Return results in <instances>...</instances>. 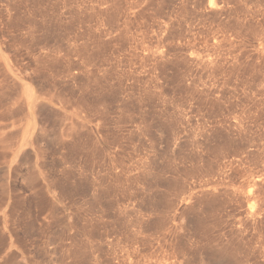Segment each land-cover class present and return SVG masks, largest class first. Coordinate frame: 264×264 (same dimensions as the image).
Wrapping results in <instances>:
<instances>
[{
  "label": "rangeland",
  "instance_id": "rangeland-1",
  "mask_svg": "<svg viewBox=\"0 0 264 264\" xmlns=\"http://www.w3.org/2000/svg\"><path fill=\"white\" fill-rule=\"evenodd\" d=\"M0 264H264V0H0Z\"/></svg>",
  "mask_w": 264,
  "mask_h": 264
},
{
  "label": "bare ground",
  "instance_id": "bare-ground-1",
  "mask_svg": "<svg viewBox=\"0 0 264 264\" xmlns=\"http://www.w3.org/2000/svg\"><path fill=\"white\" fill-rule=\"evenodd\" d=\"M29 93V92H28ZM31 93V92H30ZM27 94V93H26ZM32 94H30V97H31ZM29 97V96H28ZM30 99V98H29ZM35 105V104H34Z\"/></svg>",
  "mask_w": 264,
  "mask_h": 264
}]
</instances>
